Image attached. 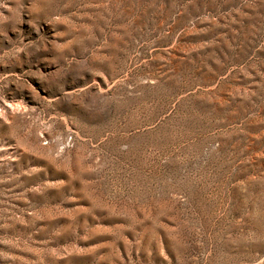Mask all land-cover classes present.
I'll use <instances>...</instances> for the list:
<instances>
[{
	"label": "rangeland",
	"instance_id": "obj_1",
	"mask_svg": "<svg viewBox=\"0 0 264 264\" xmlns=\"http://www.w3.org/2000/svg\"><path fill=\"white\" fill-rule=\"evenodd\" d=\"M0 264H264V0H0Z\"/></svg>",
	"mask_w": 264,
	"mask_h": 264
}]
</instances>
